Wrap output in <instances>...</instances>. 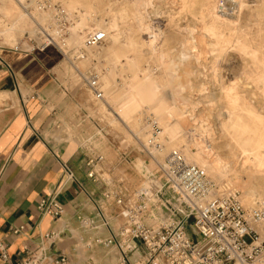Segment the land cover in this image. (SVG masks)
Masks as SVG:
<instances>
[{
  "label": "rangeland",
  "instance_id": "374dc122",
  "mask_svg": "<svg viewBox=\"0 0 264 264\" xmlns=\"http://www.w3.org/2000/svg\"><path fill=\"white\" fill-rule=\"evenodd\" d=\"M42 1L48 3L51 7H45L44 3H41ZM130 1L133 0H128V2L127 0H83V2L78 3V6H72L70 0H18L19 3L21 2L22 10L29 16L28 23L18 30L5 33L3 32L4 29L12 25V20L6 18L0 11V45L16 51H39V49H45L46 47L42 48L46 40L43 35L46 36V32H49L47 28L54 22L52 10L56 6V8L59 7L61 9L60 14H57L58 11H56V19L60 21L61 28L66 30L72 22L71 19L76 18V16H78V19L75 20V24H77L76 22L81 17V9L86 6L87 2L96 4L101 11L108 9L109 5L112 6V15L116 10L119 11L124 7H130ZM161 1H165V3H155L160 8L153 7L151 9V7L148 11L147 22L149 29L141 31L139 36L135 35L134 38L150 42L151 38H155L154 35L156 33H161L157 39V44H163V48L167 52V58L164 60L172 63L169 67L170 69L167 70V73H169L167 75L176 81H172L174 92L176 96L178 95L179 103H182L180 104L182 108L178 111L175 118L172 119V122L180 128L184 138L192 140V136H194V138L202 143L213 144L215 146V153L223 159L227 158L226 161H230L229 164L234 166V169L231 171L229 177L224 178L223 182L225 184L231 188H233L232 185L234 184L239 186L245 184L244 174L238 169V165L233 160V155L237 154L236 143L228 133L221 130L219 122L224 112V105L220 101V98H218L219 91L217 89L222 84L225 86L231 83L242 85L240 90L243 91L249 102L257 110L264 111L262 98L259 94L255 93L258 92L257 89L248 86L255 85L248 78L249 73L252 71L250 66L247 65L248 56L242 55L236 50H230L231 52L228 51L220 59L223 63L219 60L220 62L218 61L214 70L213 65H211V59H209L208 54H205L206 50L203 42L199 40L197 34L191 33L194 31V27L188 16L180 14V9L176 8L178 5L173 4L174 0ZM245 2L249 5L241 11L242 17L240 16L238 28L241 33L243 32L242 34L248 41V44L258 50L259 55H262L264 54V14L258 11L257 0H245ZM220 5L224 6L222 0ZM226 5L225 12L228 14L234 13V17L237 16V12L239 13L237 3L233 5L228 3ZM37 9H42L46 13L47 22H41L34 17V10ZM169 11L171 19L174 21L176 18L175 29L169 27L171 22L168 16L170 14ZM177 12H179V16L176 15ZM93 14L98 16L100 13L93 12ZM65 35L67 36L68 34L65 33ZM128 35L129 32L124 33L122 42L128 40ZM199 42L203 46L201 45L198 52L196 43ZM102 44L93 49H85L83 45L81 48L83 53H85L83 59L77 57L79 48H76L75 38L72 35H70L66 47H63L61 44H50L49 46L58 48L62 54L61 62L54 69L55 73L52 74V78L55 80L53 85H57L60 99L71 101L75 107L74 109L79 112L81 109L84 110L85 115L82 118V127L86 132L84 140L86 142L91 138L88 140L90 142H87L91 150L105 155L107 160V172H105V176L108 180L118 185V181L123 179V187L129 191L147 189L154 194L157 190H162V195H160V198H157L159 202L154 207L155 216L147 217V221L151 224L158 222L167 224L182 219L188 213V208L184 204H179L167 189L163 188V181L159 173L158 161H163L170 152H167L166 156H161L154 147L148 144L146 135L151 133V125L139 116L140 110L143 111V108L139 110V113L135 117L136 119H131L127 112L121 111L123 107L122 102L117 99L121 88L115 79L117 78L118 82L121 81L123 79L122 74L127 75V72L123 71L124 73H121L119 71L120 73L118 72L114 79H108V70L112 68L111 64L116 56L114 53L103 48L104 45L106 46V42ZM144 53L145 59H143V63H140V67H150L153 72L160 74L162 70L157 65L156 55L150 54V50H146ZM202 55L206 56L203 57ZM152 65H154V68ZM217 72L220 73V76ZM90 73H98L99 75L100 85L104 92V99L101 101L95 100L88 89L87 76ZM189 81H193L192 84L194 85ZM3 94L4 96L0 99V111L6 102L14 104L18 100L16 97H12L10 92H4ZM147 110L150 111L148 107ZM148 111V114L154 115L152 111ZM186 120L189 122H186ZM158 126L160 127L159 131H162L163 127L160 124ZM187 126L198 127V130L194 131L193 135H191L187 133ZM70 130V135L76 137L79 135L77 128ZM181 144L184 143L181 142ZM115 167L116 169L113 170ZM221 176V173H217L215 178L222 181L223 178L221 179ZM211 179L219 183V180L217 181L212 177ZM144 183H147L146 186H143ZM237 190H239L242 196L243 191ZM162 203L166 205L163 209H159ZM247 205L245 206L252 207V205ZM255 205H259L257 199ZM174 207H180L177 215L174 213ZM194 219L195 216L192 215L186 222L187 231L190 235L193 234L192 223ZM120 223L121 220L117 219L116 224ZM262 235L264 236V233Z\"/></svg>",
  "mask_w": 264,
  "mask_h": 264
},
{
  "label": "bare ground",
  "instance_id": "6f19581e",
  "mask_svg": "<svg viewBox=\"0 0 264 264\" xmlns=\"http://www.w3.org/2000/svg\"><path fill=\"white\" fill-rule=\"evenodd\" d=\"M222 1L224 4V6L222 5L223 7L220 5L221 0H174L173 4L178 5L176 8L180 9L179 12L181 15L188 16V19L191 20L193 24L191 25L194 27V31L191 33L197 34L199 40L203 42L206 50L205 54H208L209 59H211L213 69L218 61L223 58L224 54L230 50H236L240 54L248 56L247 65H249L252 70L248 78L255 84L248 86L257 89L258 92L255 93L261 96L264 109V54L259 55L258 50L248 44V41L242 34L243 32L241 33L238 28L241 11L249 4L246 3L245 0ZM81 2H83V0H70L72 6H78V3ZM159 2L162 1L133 0L130 1V7H124L119 11L116 10L112 15V6L109 5L108 9H103V11H101L96 4L87 2L86 6L81 9V17L76 22L77 24H75V20L78 19V16L71 19L72 22L66 30L61 28L59 24L60 21L56 19V11H58V8L55 7V9L52 10L54 22L47 28L49 32H46V36L51 35L56 41L55 44H61L63 47H66L67 41L70 35H72L75 38L76 48H79L78 51L80 52L82 51L81 48L84 45L88 32L94 30L105 31L108 38L105 41L106 46L104 45L103 48L114 53L116 56L111 64L112 68L108 70V79H114L119 71H121V73L123 71L127 72V75L122 74L123 79H120L121 81L118 82V79H115L121 88L117 96V99L122 102L123 107L121 111L127 112L131 119H136L135 117L139 113V110L143 108V111L140 110L139 115L142 120L152 125L149 119H147L149 116L163 127L155 143L150 142L149 137H151V133L146 135L148 144L154 147L159 155L166 156L174 149L181 150L188 162L202 167L212 178L216 179V174L221 173V179L223 178L222 181L219 179L216 180H219L220 184H224V178L229 177L231 171L234 169V166L229 164L230 161H226L227 158L223 159L218 156L215 153V146L213 144L202 143L194 138V136H192V140L184 138L180 128L172 122V119L175 118L178 111L182 108L180 106L182 103H179L177 98L178 95L176 96L174 92V84L172 83L174 79L172 80V78L167 75L169 74L167 70L170 69L169 67L172 63L164 60L167 58V52L163 48V44H157V39L161 33H156L154 35L155 38H151L150 42L134 38L135 35L139 36L141 31L149 29V24L147 22V16H149L148 11L151 7V9H153V7L158 8L159 6L155 3ZM163 2L165 3V1ZM227 2L232 5L237 3L239 7V13L237 12L236 14L237 16L234 17V13L228 14L225 12V5L228 4ZM256 4L258 11L264 14V0H257ZM21 7V2L19 3L18 0H0V11L6 18L12 20V25L5 28L3 32L10 33L13 30L22 28L28 23L29 16ZM93 12L100 14L95 16ZM179 12H177L176 15L179 16ZM33 15L41 22H47L46 20L48 18H46V13H44L42 9L34 10ZM169 15H171V13L168 14V16ZM169 18L171 19V16H169ZM175 19L174 21L171 19L169 27H175L177 23ZM126 32H129V38L126 42H122V36ZM65 33L68 35L66 36ZM201 42L196 43L198 52L202 45ZM146 50H150V54L156 55L157 65L160 67V70H162L160 74L153 72L150 67H140V63H143V59H145L144 52ZM206 55L202 56L204 57ZM154 65H152L153 68ZM95 74L98 75V73ZM218 74L220 76V73ZM189 82H191V84L193 83V81ZM240 88H242V85L240 86L236 83H231L227 86L222 84L218 87V98H220V101L224 105V112L219 123L221 130L228 133L236 143L237 154L233 155V160L234 163L238 165V169L244 174L243 178L245 184L240 186L234 184L232 185L233 188L243 191L241 197L244 204L246 203L245 205L249 204L253 206L257 199L259 205L264 206V188H262L264 187V111L261 112L257 110L254 105L249 102ZM3 93L0 92V99L4 96ZM145 107L146 109L148 107L154 115L148 114V110L146 111ZM183 118L186 119L184 116ZM186 122L189 121L186 120ZM187 128V133L191 135H193L194 131L198 130V127L187 126ZM102 137L104 138V136ZM181 142L184 144H181ZM146 184L147 183H144L143 186H146Z\"/></svg>",
  "mask_w": 264,
  "mask_h": 264
},
{
  "label": "crops",
  "instance_id": "0c3cea01",
  "mask_svg": "<svg viewBox=\"0 0 264 264\" xmlns=\"http://www.w3.org/2000/svg\"><path fill=\"white\" fill-rule=\"evenodd\" d=\"M61 59L60 50L53 46L16 51L0 45V92H10L18 99L14 104L6 102L0 111V244H5L16 261L25 246L46 245L45 233L55 231L60 238L50 253L67 255L68 264H118L121 253L117 247L94 241L97 236H110V231L86 232L82 227L81 220L94 213L93 199L101 198L102 186L85 172V112L60 99L53 85L52 74ZM76 128L79 135H70V129ZM64 163L77 177L65 186ZM56 190L65 205V213L57 220L38 209L40 200ZM124 220L112 221L115 231ZM19 226L24 230L14 234ZM142 253V247L135 251L130 264H138Z\"/></svg>",
  "mask_w": 264,
  "mask_h": 264
},
{
  "label": "built area",
  "instance_id": "2783aa9c",
  "mask_svg": "<svg viewBox=\"0 0 264 264\" xmlns=\"http://www.w3.org/2000/svg\"><path fill=\"white\" fill-rule=\"evenodd\" d=\"M41 3L51 7L45 1ZM60 11L58 7V14ZM43 37L46 40L42 48L56 43L51 35ZM107 38L103 30L91 31L85 38L84 48L98 47ZM80 52L77 57L83 59L84 53ZM87 83L95 100L104 99L97 74H88ZM147 119L152 123L150 142L155 143L161 130L155 120L149 116ZM88 140L83 141L85 172L91 181L102 186V193L101 198L93 199V215L83 218L81 223L86 232L110 231V236H97L94 241L107 247H117L121 253L118 264H130V256L141 247L143 256L138 264H264V206L246 207L239 190L211 179L203 168L188 162L181 150L174 149L163 161H158L159 173L163 188L179 204H184L188 213L182 219L167 224H151L147 217L155 216L154 207L162 190L154 194L147 189L129 191L123 187V179L118 181V185L108 180L105 176L106 157L91 150ZM63 170V186L77 180L76 172L68 163L63 164ZM58 192L56 190L43 197L38 204L41 214H48L56 220L65 213V205L58 199ZM165 205L160 204L159 209ZM179 208L174 207L175 215ZM192 215L195 216L192 223L194 235H190L186 227L187 219ZM116 218L125 220L115 231L112 221ZM23 230L24 226H19L13 232L18 234ZM44 238L46 245L36 249L25 246L16 261L1 243L3 264H68L67 255L50 253L52 245L60 238L59 234L49 231Z\"/></svg>",
  "mask_w": 264,
  "mask_h": 264
}]
</instances>
